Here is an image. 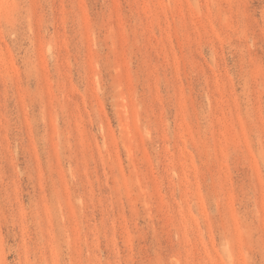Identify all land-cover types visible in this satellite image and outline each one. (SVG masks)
<instances>
[{
  "label": "rangeland",
  "instance_id": "rangeland-1",
  "mask_svg": "<svg viewBox=\"0 0 264 264\" xmlns=\"http://www.w3.org/2000/svg\"><path fill=\"white\" fill-rule=\"evenodd\" d=\"M0 264H264V0H0Z\"/></svg>",
  "mask_w": 264,
  "mask_h": 264
}]
</instances>
